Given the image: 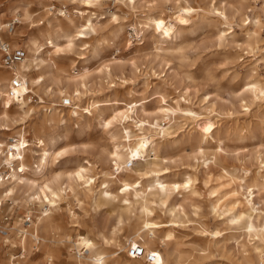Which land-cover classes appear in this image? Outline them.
<instances>
[{
	"label": "rangeland",
	"instance_id": "rangeland-1",
	"mask_svg": "<svg viewBox=\"0 0 264 264\" xmlns=\"http://www.w3.org/2000/svg\"><path fill=\"white\" fill-rule=\"evenodd\" d=\"M44 1L21 2L40 12L38 7ZM51 6L53 13L61 9L56 1ZM64 6L75 22L92 15L97 36L88 41L85 50L77 40L72 49L66 48L65 39L59 42L60 52L47 50L43 83L30 87L21 82L25 109L32 110L23 122L18 100L7 93L11 72L0 68V141L18 140L16 133L23 128L28 167L23 171L15 166L18 179L3 187V191L12 186L16 189L0 208V225L7 217L10 229L17 226L29 230L23 222L30 218L33 223L44 213L43 209L33 208L27 213V181L41 184L44 178L51 182L59 178L64 186L71 178L82 204L63 197L48 211L45 202L44 209L55 225L50 242L30 252L26 236L25 254L12 263L50 264L43 257L48 246L62 257L61 264H68L64 257L73 256L74 251L63 243L64 238L69 235L75 239L87 233L99 249L111 254L109 264H147L143 257H130L131 249L137 246L156 255L154 264H264V99L253 100L246 91L247 84H264V0H103L91 12L82 6ZM186 6L194 12L185 22L178 21L177 16ZM221 10L228 17L227 25L218 16ZM160 13L173 18L172 23L166 20L167 33L161 37L148 23L150 16ZM51 18L55 21L54 15ZM255 18L260 26L254 41L246 33ZM35 20L45 25V19ZM59 25L64 28L63 22ZM223 31L225 37L220 40ZM73 64L88 71L86 82L92 93L76 102L79 118L70 116L71 104L68 108L62 106L65 94H72L73 88L66 89L65 81L72 76ZM105 67L110 70L109 76ZM91 98L97 104L89 115L85 108ZM244 102L250 106L248 112ZM166 107L175 113L163 115L159 109ZM186 109L199 115L197 121L182 118L181 112ZM119 110H131L132 119L144 123L138 136L151 139L149 159L154 167H143L144 159H138L129 164L130 169H116L110 156L113 147L127 145L126 128H138L134 123L119 122L105 128L104 120ZM42 150H49L52 156L46 166L38 163ZM6 151L0 152V157ZM83 170L96 178L91 196L81 190ZM5 171L0 162L2 178ZM103 174L112 179L109 186L116 192L122 190V181L134 182L135 186L142 182L148 187L156 185L157 177L171 182L181 181L187 174L194 178V185L191 190L171 193L164 207L150 204L152 222L160 224L154 234L140 225L144 217L132 207L129 221L114 239L109 238V245H104L97 238L100 231L128 212L118 200L100 195ZM248 186L255 188L253 212L244 204ZM158 198L156 194L148 200ZM217 201L227 206V213H214ZM249 218L253 233L245 230ZM18 237L13 230L9 232L13 242L0 246V264H11L10 258L19 254L22 247ZM259 250L262 253L257 254ZM51 264H56L55 259Z\"/></svg>",
	"mask_w": 264,
	"mask_h": 264
},
{
	"label": "bare ground",
	"instance_id": "bare-ground-1",
	"mask_svg": "<svg viewBox=\"0 0 264 264\" xmlns=\"http://www.w3.org/2000/svg\"><path fill=\"white\" fill-rule=\"evenodd\" d=\"M21 1L8 0L5 2L4 7L0 8V42H5L7 45L12 47V49H20L24 52L23 61L19 63L17 70L16 67L18 64L15 66L14 71L22 83L26 84L27 86L29 85L30 87H34L41 85L44 81V76L47 75V70H45L46 68L43 65V58L48 52V49L54 48V52H60L62 46L59 45V42L61 39H65L66 43H63L65 44L63 46L66 48L72 49L74 47V41L77 40L82 43V46L85 47L82 48V50H85L86 45H88V41L97 36V25L93 22L92 15L88 14L83 20L80 19V21L75 22L72 18V14L69 13L64 5L68 3L70 5H77L80 7L82 6L91 12V9L95 10L103 0H45V4H40L38 7L40 12L33 11L31 6L28 4L25 5ZM33 1L35 0H32V2ZM53 1H56L61 6V9L57 10L55 13L52 12L54 10V8L51 6ZM128 1L131 2L132 0ZM44 12H46V18H44L45 15H42ZM192 12H194V10L190 6L183 7L180 11L181 14L177 16L178 21L185 22ZM217 13L218 16L221 17L223 23L227 25L228 17L226 16L225 12L221 10L217 11ZM53 15L55 21L53 18H51ZM111 16L113 20L116 21V16L113 14H111ZM37 17L45 19V25L43 22L41 23L36 21L35 19ZM167 19H169L170 23L173 22L172 16H168L163 13H160L159 15H153L148 18V23L152 26L153 30L158 33L159 37L164 36L167 33L165 30ZM59 21H61V23L63 22L64 28L59 25ZM14 22H16L18 26L15 27L14 32H12L10 29ZM259 26L260 23L258 19L255 18L252 22V29L248 30L246 33L249 40H256L257 29ZM170 28L173 29L172 24H170ZM4 35L11 40L6 41V39H4ZM20 35L22 36L20 37ZM224 37L225 32L223 31L221 32L219 39L221 40ZM79 60H84V57H80ZM0 68L3 67L0 66ZM71 70L72 76L66 79L65 87L66 89L73 88V90L72 94H65V100H69L71 104L70 116L79 118V107L76 105V102H79L81 98L87 94L92 96V93H89L86 82V74L88 71L83 67L76 68V64L72 65ZM105 71L109 76L110 70L108 67H105ZM12 80L14 79L8 78L7 81L10 82L7 84L8 87L11 85ZM22 83L18 88H15V94L12 96V99L18 100V104L23 115L21 117V121L23 122L25 119H27L28 113H32V110H30V108L25 109L26 100L22 98L24 94L23 88L21 87ZM260 83L254 82L246 85V91L253 97V100L259 101L264 99V84L262 85ZM96 104L97 103L93 99L88 101L85 108L87 110L86 114L88 113L91 115L92 109L96 108ZM249 107L250 106L244 102V108L246 112H248ZM159 110L165 116H170L175 113V111L167 109V107L160 108ZM131 113V110H127L125 112L119 110L115 112L111 118L104 120L103 123L105 128H110V126L116 122L123 123L124 125L134 123L136 124V127H138L137 130L134 131L140 132L139 134H135L134 131L126 128L125 142H127V145H113L114 147L110 156L116 164V169L118 171L120 170L121 172H123L125 169H130L129 164H133L134 162L138 161V159H144V163L141 164L143 167H154V161L149 159L152 158L150 156L151 139L146 136H138L142 134L144 123L134 121L132 119ZM181 113L182 118L185 120H196L199 116L196 112L190 109H186ZM5 118H7V116H5ZM48 120L43 119L42 121L47 122ZM23 131L24 129L22 128L16 133V135H18V140H12L10 143L0 141V152L3 153L8 150L6 151V155L3 154L4 156L0 157V162H3V166L6 167V171L2 172L4 178H2L0 175V208L4 205L6 200H9L13 196L14 190L16 189V186H12L6 188L3 191V187L7 183H13L18 179L17 172L14 167L17 166L23 171H28V167L25 165V140ZM51 157L52 156L49 150H42L38 157V163L42 166H46L51 160ZM82 175L84 180L81 190L85 195L91 196L96 188L95 175L89 174L86 170H83ZM106 176V174H103V180L101 182V185H104V187L101 188V186H99L100 195L106 200H118L123 209L128 213L120 215L114 220L112 224L100 231V235L97 238H99V241L104 245H109V241L117 236L119 228L125 223V221H129L128 215L130 214L132 207L136 208L139 214L143 215L144 217V220L140 225H142L144 229H147V233L154 234L155 230H157L160 224L152 222V209L150 208V204L158 203L160 206L164 207L171 193L174 191H184L186 189L191 190L194 185V178L192 175L187 174L186 176L184 175L185 178H183L181 181L177 180L166 182L161 181L160 178L157 177L155 180L156 185L148 187L143 186L142 182H140L138 186H135L134 182L125 183L122 181L120 187L122 190L120 192H116L113 191L109 186V182H111L112 179H108ZM115 179H118V176ZM54 180L55 182H51L48 180V178H44L41 184H37L35 181H27V183L24 185L26 188L24 193V204L27 213L30 214L29 209L32 208L37 210L43 209L44 213L41 217H35L33 223H31V219L29 218L31 224L29 223L25 225V221L23 222V224L28 227L29 230L18 229L17 226L13 229H10V225L6 227L7 235L0 237V240L3 243L1 246H7L9 242H13L8 238L9 232H12L13 230L15 235L19 236L18 238L20 239L17 243L20 247H22V249L19 248V254L10 258L11 264H13V261H17L18 259L21 260V256L25 254V247L27 243H25L26 236H28L30 239L28 241L30 252L39 245H47L50 242V233L53 231L55 225H53V217L49 216L44 209L45 202L49 207V209H47L48 211L52 207L57 206L62 201L63 197L72 198L78 205L82 204V201L79 199L78 194L76 193L77 191L71 185L74 183L72 182L71 178H68L70 183L68 182V184H65L64 186L63 184L59 183V178H54ZM247 189V196L244 200V204L248 211L253 212L254 210L251 208V205L253 202L252 196L255 192V188L248 186ZM156 194L159 196V198L150 202L148 197H152ZM236 204L237 202H235L233 205ZM226 207L227 206L224 203H219L217 201L213 207V211L215 214L227 213L228 209ZM76 222L78 223V221ZM73 227L76 228V224L73 225ZM245 230L248 233H253L254 228L250 218L245 224ZM262 232L264 233V226ZM109 238L111 239L109 240ZM63 243L69 244V248L74 251L73 256L68 255L67 257H64V261L68 264H109L108 262L111 258V254L99 249L96 241L88 236L87 233L79 234L75 239H72L69 235H67L64 238ZM260 253L262 252L259 250L257 254ZM43 254V257L46 259V261L48 260L47 262L50 264L53 263L54 259L56 264L62 263V257H57L48 246ZM14 264L18 263L16 262Z\"/></svg>",
	"mask_w": 264,
	"mask_h": 264
},
{
	"label": "built area",
	"instance_id": "built-area-1",
	"mask_svg": "<svg viewBox=\"0 0 264 264\" xmlns=\"http://www.w3.org/2000/svg\"><path fill=\"white\" fill-rule=\"evenodd\" d=\"M5 5V0H0V8H3ZM17 25L16 22L12 24V27ZM11 27V30L13 29ZM0 54H1V64L2 67L9 70L11 72L12 78L14 80L11 81V85L8 87L7 93L9 96H14L15 88H18L21 84L20 79L17 77L16 73L14 72V68L17 64L21 63L24 59V52L20 49H12L9 45L5 42H0ZM62 105L64 107L70 106L69 100H63ZM10 219L4 218V222L0 225V237L7 235L6 227L10 225ZM30 223V219L27 218L24 222L25 225ZM2 241L0 240V246L2 245ZM130 257L133 259L144 258L147 264H154L156 262V255L154 253H145L144 248L137 246L130 251Z\"/></svg>",
	"mask_w": 264,
	"mask_h": 264
},
{
	"label": "crops",
	"instance_id": "crops-1",
	"mask_svg": "<svg viewBox=\"0 0 264 264\" xmlns=\"http://www.w3.org/2000/svg\"><path fill=\"white\" fill-rule=\"evenodd\" d=\"M19 66V65H18ZM4 70H6V69H4ZM7 71V70H6Z\"/></svg>",
	"mask_w": 264,
	"mask_h": 264
}]
</instances>
